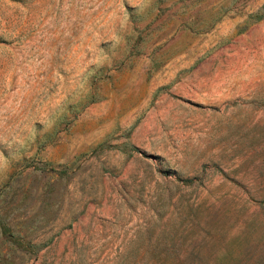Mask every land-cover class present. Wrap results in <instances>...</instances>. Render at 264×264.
<instances>
[{
  "label": "rangeland",
  "instance_id": "rangeland-1",
  "mask_svg": "<svg viewBox=\"0 0 264 264\" xmlns=\"http://www.w3.org/2000/svg\"><path fill=\"white\" fill-rule=\"evenodd\" d=\"M0 264H264V0H0Z\"/></svg>",
  "mask_w": 264,
  "mask_h": 264
}]
</instances>
